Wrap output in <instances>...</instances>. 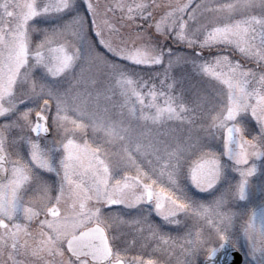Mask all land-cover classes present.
<instances>
[{
  "label": "snow or ice",
  "instance_id": "snow-or-ice-1",
  "mask_svg": "<svg viewBox=\"0 0 264 264\" xmlns=\"http://www.w3.org/2000/svg\"><path fill=\"white\" fill-rule=\"evenodd\" d=\"M0 264H264V0H0Z\"/></svg>",
  "mask_w": 264,
  "mask_h": 264
},
{
  "label": "rangeland",
  "instance_id": "rangeland-1",
  "mask_svg": "<svg viewBox=\"0 0 264 264\" xmlns=\"http://www.w3.org/2000/svg\"><path fill=\"white\" fill-rule=\"evenodd\" d=\"M101 79H103V78L101 77ZM97 87H102V86H101V85H97ZM88 90H89V91H93V92H95V88H92V87H89ZM120 102H121V97L119 96L118 93L115 94V95H112V99H111V101H108V102L102 101V103H106L107 106L110 107V108L112 109L113 112H115V111L118 110V108L113 107V105H119ZM170 126H171V125L161 127V128L159 129V131H160L161 133H163V132L166 130V128H167V127H170ZM157 219H158V218H157ZM173 234L175 235V233H173ZM145 258H147V256H146Z\"/></svg>",
  "mask_w": 264,
  "mask_h": 264
}]
</instances>
